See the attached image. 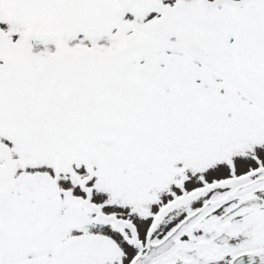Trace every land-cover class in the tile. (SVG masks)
<instances>
[{
  "label": "snow or ice",
  "instance_id": "1",
  "mask_svg": "<svg viewBox=\"0 0 264 264\" xmlns=\"http://www.w3.org/2000/svg\"><path fill=\"white\" fill-rule=\"evenodd\" d=\"M0 264H264V0H0Z\"/></svg>",
  "mask_w": 264,
  "mask_h": 264
}]
</instances>
